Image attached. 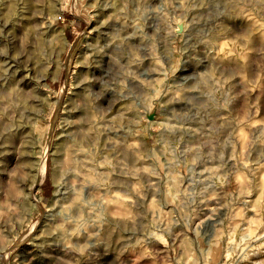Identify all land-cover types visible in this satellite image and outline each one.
Wrapping results in <instances>:
<instances>
[{"label": "rangeland", "instance_id": "374dc122", "mask_svg": "<svg viewBox=\"0 0 264 264\" xmlns=\"http://www.w3.org/2000/svg\"><path fill=\"white\" fill-rule=\"evenodd\" d=\"M3 58L0 264H264V0H0Z\"/></svg>", "mask_w": 264, "mask_h": 264}, {"label": "bare ground", "instance_id": "6f19581e", "mask_svg": "<svg viewBox=\"0 0 264 264\" xmlns=\"http://www.w3.org/2000/svg\"><path fill=\"white\" fill-rule=\"evenodd\" d=\"M19 13V12H18ZM22 13V12H21ZM24 19V18H23ZM50 30H52L51 28H50ZM94 48V47H93ZM103 48V50H101L102 52H100L99 54H97L96 53V55H95V57H94V60L92 61V63L94 64V66L97 68L98 66H100V71H103L104 69H105V67H107V66H109L111 63H112V61L114 60L113 58H112V56H110V54H109V52H111L112 50H111V47H109V45H106L105 44V46H103L102 47ZM111 50V51H110ZM113 52V51H112ZM3 61H2V68H1V71H2V75L0 76V83H1V87L2 88H4V89H9V87L12 85V87L15 85L14 84V80H15V76H16V69L14 68L16 65L13 63L14 62V60L12 59V60H9L8 58H3L2 59ZM1 61V60H0ZM98 65V66H97ZM13 70V71H12ZM26 71V70H25ZM94 73V72H93ZM129 81V80H128ZM84 83H85V81H83V80H81L80 81V83H79V86H82V85H84ZM130 83V82H129ZM98 83H96V84H94V86L96 87V85H97ZM98 88H99V86H98ZM11 89V88H10ZM9 89V90H10ZM13 89H15V87H13L12 88V90ZM2 90V89H1ZM9 90H8V92H9ZM1 92V91H0ZM7 91L4 93V91H3V93H4V96L3 95H1L0 94V96H3V97H5L7 94L6 93H8ZM11 92V91H10ZM9 92V93H10ZM9 93H8V95H9ZM18 93H19V91H18ZM17 93V94H18ZM6 94V95H5ZM12 94H13V91H12ZM21 94V93H20ZM7 95V97H9ZM117 97H116V96ZM21 96H23V95H21ZM2 97V98H3ZM7 97L5 98V99H7ZM116 97V98H115ZM121 97V96H120ZM2 98H1V101H2ZM9 99H10V97H9ZM8 99V100H9ZM116 99H119V97H118V95L116 94V92L113 90V89H108L107 91H103L102 92V95H101V103H102V105H104V104H107V106H110L109 108L110 109H114L115 108V110L117 111H120V104H117L116 103ZM7 100V101H8ZM120 100V99H119ZM115 101V102H114ZM118 101V100H117ZM121 101V100H120ZM5 103V102H4ZM4 103H2L1 102V104H4ZM9 103V102H8ZM7 103V104H8ZM28 103V102H27ZM119 103H121V102H119ZM6 103H5V105H4V107L5 108H3L4 109V111L6 112V113H9V110L8 109H10V108H8L9 107V105H8V107L6 106L7 105ZM13 104V103H12ZM22 104V103H21ZM120 105V106H119ZM123 105V104H122ZM12 106V105H11ZM30 106V105H29ZM15 107V106H14ZM13 107V108H14ZM122 107L123 106H121V109H122ZM12 108V107H11ZM12 110V109H11ZM21 111V110H20ZM76 112H78L79 113V115L77 116V119L79 120V121H81L84 125L86 124L87 126H93V125H95V124H97L98 122L95 120L96 119V117H93V115H91L92 113L90 112V115L89 114H87L86 112H85V110H84V108L81 106V107H78V109L76 110ZM90 117V118H89ZM92 117V118H91ZM108 119V118H107ZM111 122V120H109V123ZM107 124H108V122H106ZM105 123V124H106ZM101 124V123H100ZM36 124H34L33 125V128H34V126H35ZM74 126V125H73ZM20 128V127H19ZM18 128V129H19ZM33 128L31 127V130L30 131H32L33 132ZM97 130V129H96ZM170 130L171 131H173V132H179V131H187V133L189 132V133H194V131L193 130H189V129H187V128H185V127H182V126H172V127H170ZM100 131V130H99ZM106 131H108V130H106ZM102 132V131H101ZM113 133H115V132H113ZM68 135V134H67ZM66 135V136H67ZM107 135H109V134H107ZM106 135V136H107ZM118 135V134H117ZM94 137V136H93ZM109 137H113V136H110L109 135ZM106 138V137H105ZM103 139H104V137H103ZM72 142V141H71ZM48 146V145H47ZM2 147V146H1ZM107 147H109V146H107ZM107 149V148H106ZM4 149H2V151H0L1 152V154L4 152L3 151ZM46 150V149H45ZM77 150V149H76ZM108 151V150H107ZM107 151H106V153H107ZM86 152V151H85ZM103 152V151H102ZM5 153V152H4ZM73 153V151L71 150V148H70V146H69V144H66V146H65V155H66V157L68 158V161H69V159H70V155ZM106 153H105V156H106ZM112 153V152H111ZM85 154V153H84ZM113 154V153H112ZM111 154V155H112ZM113 156V155H112ZM109 158V157H108ZM77 159V158H76ZM79 159V158H78ZM46 160H47V150L43 153V156L40 158V159H38V160H36L35 161V171H36V173L38 174V175H40L42 178H44L45 177V175H46ZM79 160H81V159H79ZM82 162V161H81ZM84 165H86V164H84ZM89 167V166H88ZM92 168V167H91ZM92 169H95V168H92ZM98 169V168H97ZM72 170H73V168H72ZM75 170V169H74ZM77 170V169H76ZM96 170V169H95ZM98 171V170H97ZM79 172H81V171H79ZM57 173V172H56ZM56 173L54 172V178H56ZM70 173V172H69ZM67 176V175H66ZM73 176H74V173H73ZM71 177V176H70ZM58 178H59V176H58ZM57 178V179H58ZM67 179H65V181H66ZM69 180V179H68ZM56 182H58L57 180H56ZM65 184V183H64ZM72 185V184H71ZM73 188V187H72ZM2 189H3V186H0V192L2 191ZM66 189V188H65ZM86 189H87V187H86ZM90 189V188H89ZM60 191V190H59ZM64 192V191H63ZM57 192H55V194H56ZM60 193V192H59ZM2 194L0 193V196H1ZM67 197V196H66ZM70 199V198H69ZM62 200H63V198H62ZM57 201V200H56ZM3 204H1L0 205V208H2V209H5L3 206H2ZM76 208V207H75ZM84 209V208H83ZM71 210V209H70ZM4 212H3V210H1L0 211V215H2ZM59 213V212H58ZM65 214V213H64Z\"/></svg>", "mask_w": 264, "mask_h": 264}]
</instances>
